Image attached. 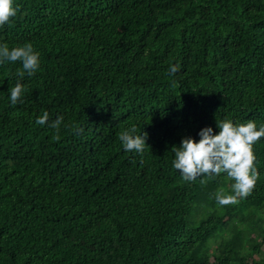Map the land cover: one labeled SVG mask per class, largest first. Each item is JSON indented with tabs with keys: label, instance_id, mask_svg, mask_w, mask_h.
<instances>
[{
	"label": "trees",
	"instance_id": "trees-1",
	"mask_svg": "<svg viewBox=\"0 0 264 264\" xmlns=\"http://www.w3.org/2000/svg\"><path fill=\"white\" fill-rule=\"evenodd\" d=\"M15 4L0 43H31L41 66L0 65V264H264V138L235 205L215 202L226 174L185 182L172 167L203 128L264 124V0ZM132 126L142 155L118 139Z\"/></svg>",
	"mask_w": 264,
	"mask_h": 264
},
{
	"label": "clouds",
	"instance_id": "clouds-1",
	"mask_svg": "<svg viewBox=\"0 0 264 264\" xmlns=\"http://www.w3.org/2000/svg\"><path fill=\"white\" fill-rule=\"evenodd\" d=\"M15 0H0V28L10 25L17 15ZM19 62L23 74L33 76L41 66L40 54L31 43L9 49L6 43H0V65ZM179 65H170L169 74L175 75ZM24 86L20 81L9 90V101L12 106L23 102ZM49 116L45 112L35 120V124L44 126ZM64 123L62 116L50 125L59 130ZM219 130L206 127L198 133L199 142L191 137L182 139L179 146L172 148V167L178 171L185 182H194L198 178L219 177L226 174L234 183L231 184V194L224 191L215 193V202L221 207L235 205L240 199L247 198L254 190L258 174L255 167L256 156L253 146L264 138V124L257 125L254 121L234 123L232 120L218 121ZM119 141L125 152L142 155L147 146L145 134L137 135L135 126L129 127L119 134Z\"/></svg>",
	"mask_w": 264,
	"mask_h": 264
}]
</instances>
